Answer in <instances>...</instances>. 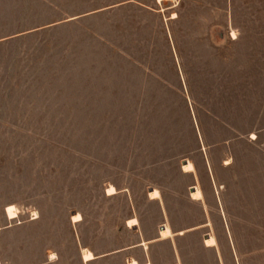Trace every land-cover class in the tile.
Masks as SVG:
<instances>
[{
  "label": "rangeland",
  "instance_id": "obj_1",
  "mask_svg": "<svg viewBox=\"0 0 264 264\" xmlns=\"http://www.w3.org/2000/svg\"><path fill=\"white\" fill-rule=\"evenodd\" d=\"M81 242L264 264V0H0V264Z\"/></svg>",
  "mask_w": 264,
  "mask_h": 264
},
{
  "label": "crops",
  "instance_id": "obj_2",
  "mask_svg": "<svg viewBox=\"0 0 264 264\" xmlns=\"http://www.w3.org/2000/svg\"><path fill=\"white\" fill-rule=\"evenodd\" d=\"M105 9V8H104ZM98 11V10H97ZM97 11H93V12H90V13H94V12H97ZM72 19H74V18H72ZM243 83V82H242ZM209 160V159H208ZM118 193V192H117ZM117 193H115V194H117ZM107 195H109V194H107ZM112 195H114V194H112ZM10 204H14V203H10ZM9 205V204H8ZM132 217H136V216H132ZM131 218V217H130ZM138 218V217H137ZM72 219V218H71ZM129 219V218H128ZM127 219V220H128ZM127 220H126V225H127ZM140 223V222H139ZM163 224H165V223H163ZM163 224L160 226V227H162L163 226ZM139 224H137L136 226H138ZM128 226V225H127ZM136 226H134V227H136ZM128 227H130V226H128ZM131 228H133V227H131ZM188 229H185L184 230V232L183 233H185L186 231H187ZM177 233H179V231L177 232ZM183 233H181V234H183ZM159 234H160V232H159ZM180 234V233H179ZM209 235V234H208ZM160 239H163V238H160V235H159V237H156V238H153V239H141V240H139L138 242H136V243H134V244H132V245H129V246H126V247H122V248H120V249H118V250H116V251H113V253L115 252V253H117V252H121V251H124V250H126V249H130V248H134V247H137V246H143L144 248H145V246L142 244V241L143 240H146V241H149L148 242V247H149V243H151V242H153V241H157V240H160ZM84 246H86V245H83V243L81 242L80 243V247H81V252H80V258H81V260H82V262L83 263H87L88 264V262H90V261H94V260H97V259H99V258H101V257H104V256H106L108 253H102V254H97L95 251V254L97 255V257L96 258H94V259H92V260H89V261H85L84 260V258H83V252H82V248L84 247ZM88 247V246H87ZM210 247H216V246H210ZM90 248V247H89ZM147 249V248H146ZM53 252V251H52ZM54 252H56L57 254H58V252L57 251H54ZM50 253L47 255V259H46V263H55V262H57V261H59L60 260V256H59V254H58V257L56 258V259H53V260H51L50 259ZM131 257H134V258H136L139 262H140V264H152V259L151 258H149V257H146L145 256V258L144 259H142V258H140V257H137V256H135V255H131V256H129V255H127V258H126V264H128V260L131 258ZM40 264H43V263H40ZM177 264H181V263H177Z\"/></svg>",
  "mask_w": 264,
  "mask_h": 264
},
{
  "label": "bare ground",
  "instance_id": "obj_3",
  "mask_svg": "<svg viewBox=\"0 0 264 264\" xmlns=\"http://www.w3.org/2000/svg\"><path fill=\"white\" fill-rule=\"evenodd\" d=\"M160 2L162 0H159ZM188 161H185L183 164L187 163ZM196 187H193L192 189H195ZM153 188L150 189V191L152 190ZM19 208L15 205V204H9L7 205V208H6V212H7V215L9 216V218H15L16 216H18V213H19ZM37 214V213H36ZM35 215V214H34ZM166 225L164 227H161V229L165 228ZM209 235H207L208 237ZM88 249H84L83 250V253L85 251H87ZM54 255V253H52Z\"/></svg>",
  "mask_w": 264,
  "mask_h": 264
},
{
  "label": "water",
  "instance_id": "obj_4",
  "mask_svg": "<svg viewBox=\"0 0 264 264\" xmlns=\"http://www.w3.org/2000/svg\"><path fill=\"white\" fill-rule=\"evenodd\" d=\"M194 120H195V123H196L197 129H198V133H199V135H200V139L202 140V137H201V134H200V130H199V128H198V124H197V121H196V118H195V117H194ZM202 146H203V145H202ZM206 158H207V162H208V165H209V170L211 171L210 163H209V160H208L207 155H206ZM185 161H188V160H185ZM211 175H212V171H211ZM212 178H213V180H214L213 175H212ZM164 226H165V224H163L162 227H164Z\"/></svg>",
  "mask_w": 264,
  "mask_h": 264
},
{
  "label": "built area",
  "instance_id": "obj_5",
  "mask_svg": "<svg viewBox=\"0 0 264 264\" xmlns=\"http://www.w3.org/2000/svg\"><path fill=\"white\" fill-rule=\"evenodd\" d=\"M30 217H31V219H32L33 215L31 214V216H30Z\"/></svg>",
  "mask_w": 264,
  "mask_h": 264
}]
</instances>
